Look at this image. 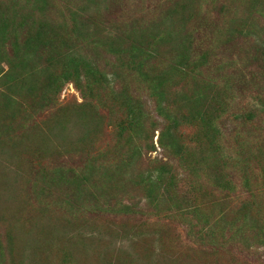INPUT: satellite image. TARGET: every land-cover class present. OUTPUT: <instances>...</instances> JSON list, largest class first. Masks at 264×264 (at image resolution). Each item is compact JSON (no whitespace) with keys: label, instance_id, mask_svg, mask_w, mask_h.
<instances>
[{"label":"rangeland","instance_id":"374dc122","mask_svg":"<svg viewBox=\"0 0 264 264\" xmlns=\"http://www.w3.org/2000/svg\"><path fill=\"white\" fill-rule=\"evenodd\" d=\"M0 264H264V0H0Z\"/></svg>","mask_w":264,"mask_h":264},{"label":"trees","instance_id":"16d2710c","mask_svg":"<svg viewBox=\"0 0 264 264\" xmlns=\"http://www.w3.org/2000/svg\"><path fill=\"white\" fill-rule=\"evenodd\" d=\"M246 13V10L244 9L242 12H241V18H246L248 16L245 15ZM189 49V47H188ZM139 54L141 55V53L143 54L142 52V49L140 48L139 50ZM190 51V49H189ZM186 53L188 54V50L186 51ZM142 56V55H141ZM191 59L189 58V54L187 55V57L185 56L184 59L181 61L180 63V68H187L189 69V63H190ZM68 63H72V60H70ZM73 65H75V68H74V72L76 74L78 73H82V74H85L89 77H92V79L94 80V82L98 83V73L96 72V69H93L90 67V63H86L85 61H82L81 59H78L75 63H72ZM73 65L71 64H68V66H72ZM140 67H141V62L137 63V65H134L132 70L130 71V74L134 73L133 71H135V73H139V70H140ZM180 73H183L181 70L179 71V74ZM64 75V74H63ZM141 77V80L140 81H145V85L146 87H148V89L150 91H156V87L155 85L150 82H146V80H142V74L139 75ZM152 81L155 82V79H153ZM58 84V80L55 78V76H51V78L49 79L48 81V84L45 86V98L42 102V105L41 107L42 108H52L53 104H54V101H53V98H50V95H55V93L57 92V87L59 85ZM99 84V83H98ZM154 85V86H153ZM154 95L160 99V93L157 94L156 92L154 93ZM162 96V95H161ZM135 123V125H138V122H139V118L135 116V120L133 121ZM178 127V124L176 122H172V127ZM172 127L170 128V130L172 129ZM215 132L214 130H211L209 134V138H212V139H215ZM175 136H176V132H172L171 134V131L170 133H167V134H164V133H161V135L159 136V139H160V143L162 144L163 143V140L164 138H169L168 142L166 143H163L162 145L164 147L167 148L168 151H173L175 152V150L177 149L178 145L176 144L175 142ZM124 164V160H121V162L119 164H117L115 166L116 169H118L120 167V165ZM196 172H198V170L195 168ZM148 192L151 194L153 193V195H155V186L154 185H150V188H148Z\"/></svg>","mask_w":264,"mask_h":264}]
</instances>
